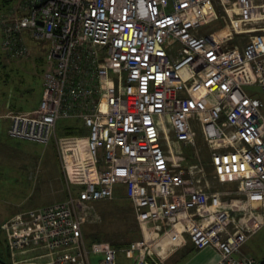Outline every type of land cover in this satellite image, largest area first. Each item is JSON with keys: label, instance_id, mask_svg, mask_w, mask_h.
I'll use <instances>...</instances> for the list:
<instances>
[{"label": "built area", "instance_id": "built-area-1", "mask_svg": "<svg viewBox=\"0 0 264 264\" xmlns=\"http://www.w3.org/2000/svg\"><path fill=\"white\" fill-rule=\"evenodd\" d=\"M29 1L26 13L0 20L3 46L20 58L28 54L26 33L49 41L55 67L36 113L9 116L8 133L54 143L64 170L82 166L84 187L5 222L13 258L31 252L46 257L43 264H92V253L104 254L100 264H118L114 246L88 247L83 227L101 221L95 203L114 201L115 187L125 184L140 238L124 251L137 254V264H168L189 240L218 253L211 264H257L241 249L264 226V105L245 87L264 96V0ZM222 18L227 26L201 32ZM234 35L250 39L240 46ZM108 58L120 64L117 82ZM199 92L205 96L195 100ZM66 118L88 128L89 160L73 163L61 153L57 125ZM165 123L194 149L195 162L170 167ZM198 127L210 160L201 155ZM212 178L234 183L243 197L225 206L227 191L214 190Z\"/></svg>", "mask_w": 264, "mask_h": 264}, {"label": "rangeland", "instance_id": "rangeland-1", "mask_svg": "<svg viewBox=\"0 0 264 264\" xmlns=\"http://www.w3.org/2000/svg\"><path fill=\"white\" fill-rule=\"evenodd\" d=\"M260 2V0H256ZM17 3V4H16ZM20 4V3H19ZM18 6V0H0V20L10 17ZM222 12V8H219ZM206 15L211 17L210 10L207 9ZM226 19L213 20L208 25H203L201 32L208 35L220 26H227ZM224 32V31H222ZM264 34V33H263ZM261 34V35H263ZM260 35V34H258ZM29 34H25L26 39H30ZM236 35H234L235 37ZM229 37V35H227ZM249 41V36L245 37ZM4 32L0 28V120L8 119L9 116L17 113H30L34 115L42 102L44 94V82L46 74L54 70L55 64L50 62L48 52L50 42H29L24 39V43L28 47V54L20 58L7 57V51L3 46ZM234 38L231 39V42ZM104 53H101L102 55ZM98 55V58L100 57ZM109 73L111 79L115 82L119 80L120 64L107 59ZM3 65V66H2ZM250 95L259 98L264 105V96L257 86L245 87ZM205 96L204 92L193 95L195 100H199ZM264 113V106H263ZM164 119V118H163ZM75 123L72 119H62L60 121L59 131L62 135H66V128ZM2 138L4 143L14 150L23 152H33L37 156V165L42 170L40 174L39 184L45 182L47 187L42 192H35L33 195L32 181L24 178L23 164L20 162L16 166H3L0 163V259L7 264H12V251L10 249L8 235L3 228V224L8 221L9 217L15 214L19 207L29 209L30 207H46L54 204L52 196H45L43 193H50L54 188L60 187L61 177L60 164L58 155L54 145L34 144L30 141L10 139L7 132L3 130ZM196 138L199 147H201V155L205 159L210 160V153L207 141L200 127L196 129ZM161 142L165 153L172 161L170 167L181 168L191 162H195V151L190 146L179 144L170 128L169 123H165L161 130ZM61 147H63L61 145ZM22 160L23 157H22ZM64 170V169H63ZM210 170V169H209ZM27 176L32 172L31 167H27ZM212 172V171H211ZM66 171H64L65 176ZM72 174V172H71ZM80 181L82 174L74 173ZM46 179V180H45ZM214 190L227 191L223 193L225 206L237 203L243 196L237 193L236 185L232 182L220 183L212 178L210 182ZM82 186H71L74 196H78ZM115 200L112 202L98 201L95 203L96 210L101 216V221L96 224H86L83 227L84 236L88 247L93 243H108L117 249L118 264H137L138 255L134 254L132 258H128L124 249L128 247V243L140 238V230L134 215L133 207L130 200L126 199V185L119 184L115 187ZM28 199V200H27ZM154 226V222L146 224L144 229L150 231ZM189 248V249H188ZM188 249V250H187ZM187 250V251H185ZM168 264H187L190 260L197 257L194 264H202L205 254H197L198 250L192 243L187 247L178 251ZM246 253V254H245ZM241 254H245L256 260L260 264L264 260V227L250 238L243 248ZM104 258V254H90L92 264H100ZM193 262V261H192ZM1 264V263H0Z\"/></svg>", "mask_w": 264, "mask_h": 264}, {"label": "crops", "instance_id": "crops-1", "mask_svg": "<svg viewBox=\"0 0 264 264\" xmlns=\"http://www.w3.org/2000/svg\"><path fill=\"white\" fill-rule=\"evenodd\" d=\"M262 1L263 0H260V2H262ZM29 4H30L29 0H26V1L25 0H18V6H17L18 8H16L15 12L12 15H14L16 13L18 15L26 13L27 7L29 6ZM222 28H223V25L220 26L215 31L220 30ZM221 33H223V32H221ZM25 40H27L28 42H29V40L33 41L31 38L30 39L25 38ZM233 42L239 44L240 46H244L248 43V41L245 37L238 36V35L235 36ZM7 57H10V55ZM10 58H13V57H10ZM12 112H14L15 114H30V113H17V111H12ZM68 119L74 120L75 123L70 124L66 128V130H67L66 135H62V136L60 135L61 132L59 131V127H60L59 125H60V121L62 119L58 122V125H57V137H58V140L60 141L61 153L66 154L69 157V159L72 160L73 163H75V162L79 163L81 160V155H82V157L84 156V157L88 158V160H89L90 152H89V146H88V144H89L88 143L89 142V130H88V128L85 126V124L83 123V121L81 119H78V118H68ZM10 126H11V121L9 118L8 119L4 118V119L0 120V163L3 166H7V165L16 166L18 163L21 162L23 164L24 173H26V176H24V178L29 181L28 182L29 184H30V181L33 182V184H30V185H33V187H31V188L33 190V195H35L34 194L35 192H37L38 190L40 192H42V190L47 187L45 182H42L39 184L40 174H41L42 170L38 167V165L36 163L37 156L33 152H23V151H19V150H14L13 148L9 147V145L4 143L5 140L2 138L3 130L7 132V135L10 139H16V138H12L8 133ZM17 140H20V139H17ZM25 141H27V140H25ZM32 143L37 144V145L39 144L36 142H32ZM51 145H54V147L56 148V151H57L56 145L54 143H52ZM61 145L63 147H61ZM57 155H58V160L60 162L59 152H57ZM22 157L24 160H22ZM27 167H31V170H32V172L29 176H27L28 175L27 171H26ZM60 168H61V177L59 178L60 183H61L60 187L54 188L53 190H51L50 193H46L45 191L43 193L45 196L46 195L52 196L54 199L53 203L64 202L65 200L68 199L70 194L74 195V193L71 190V186L80 185V186L84 187L82 181H80L76 176L73 175L74 173H78L80 175L83 173L82 166L80 164H77L75 166H71L67 170H63V167L60 164ZM64 171H66L65 176H64ZM71 172H72V174H71ZM82 179H83V176H82ZM38 208H40V207H36V208L30 207L29 209H27V208H23V206H21L18 208L20 210L17 211L15 214L11 215L8 220L13 218L17 214L26 213L30 210H35ZM187 250H185V251H187ZM177 253H179V252H176L175 254H177ZM197 254H205V259H204V262L202 264H211V262L216 259V254H218V253H216L214 249L208 248V249L203 250V251L198 250ZM197 257L190 260L187 264H194V262L197 260ZM172 258L173 257H171L170 260ZM33 262H36V264H43V263L47 262V258L46 257L40 258V257H38V254H34L31 252L28 254L16 255V256H14V258L12 257V264H33Z\"/></svg>", "mask_w": 264, "mask_h": 264}, {"label": "water", "instance_id": "water-1", "mask_svg": "<svg viewBox=\"0 0 264 264\" xmlns=\"http://www.w3.org/2000/svg\"><path fill=\"white\" fill-rule=\"evenodd\" d=\"M245 208L247 209V207H245ZM233 211H234V210H233ZM0 263H1V264H7V263H5V262H4L3 260H1V259H0ZM260 264H264V260H263Z\"/></svg>", "mask_w": 264, "mask_h": 264}]
</instances>
